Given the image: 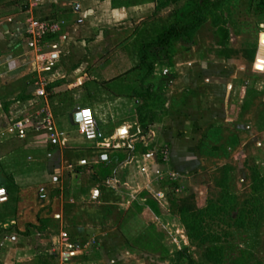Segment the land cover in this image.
I'll return each instance as SVG.
<instances>
[{"label": "crops", "instance_id": "crops-1", "mask_svg": "<svg viewBox=\"0 0 264 264\" xmlns=\"http://www.w3.org/2000/svg\"><path fill=\"white\" fill-rule=\"evenodd\" d=\"M192 1L28 0L29 6L0 21V188L8 195L0 202V246H9L3 242L9 232L17 247L34 232L53 240L65 230L75 239L93 238L106 246L123 239L120 225L132 203L141 204L139 192L154 187L151 173L158 163L156 147L164 142L162 132L171 138V161L181 156L185 167L201 163L202 155L195 148L183 151L180 146L188 138L190 144L193 133L181 137L178 130L191 126L192 131L207 122L201 142L205 144L216 126L227 128L218 117L234 120L226 112L227 98L216 91L218 85L189 70L195 62L202 66L211 62L201 53L198 60L191 53L203 24L192 42L172 41L170 58L157 59L143 84L144 68L115 78L131 67L130 52L141 48L143 38L172 23ZM32 16L64 21L62 29L46 35L38 49L28 46L24 33L25 21ZM178 48L186 54L180 62L174 56ZM117 51L123 57L113 60L110 54ZM255 65L264 67V33ZM39 82L45 83L46 97L35 94ZM149 84L152 97L143 109L137 92ZM242 98L243 94L244 102ZM44 105L54 118V137L37 115ZM83 108L93 111L101 123L95 140L85 139L78 130L74 114ZM26 117L31 122L19 135L12 126ZM185 119L191 124L185 126ZM144 125L147 136L142 133ZM237 125L232 133L236 139L259 122L251 117ZM116 153L126 154L125 160L111 176H99L98 169ZM126 254L141 259L136 251Z\"/></svg>", "mask_w": 264, "mask_h": 264}, {"label": "rangeland", "instance_id": "rangeland-1", "mask_svg": "<svg viewBox=\"0 0 264 264\" xmlns=\"http://www.w3.org/2000/svg\"><path fill=\"white\" fill-rule=\"evenodd\" d=\"M24 6H29L28 0H0V21L22 10ZM216 13L218 24L211 23L210 17L194 37L193 44L190 43L195 47L191 53L197 60L201 53L211 62L203 66L195 62L189 70L192 73L203 74L209 79V84L218 85L216 91H219L218 95H225L227 98L224 104L226 112L234 120L225 122L223 117H218L217 119L224 122L227 128L224 125L216 126V130L211 133L212 138H207L205 144L201 142L208 126L207 122L196 125L198 128L192 131L191 126L188 130L182 128L178 130L179 136L181 134L186 136L187 131L189 135L193 133L190 144L188 138L184 141L185 144L180 146L183 151H186L187 147L195 148L194 151L202 155L201 163L194 162L185 167L184 161L180 159L181 156L171 161V138H165L162 132L161 137L164 142L158 143L159 146L156 147L158 163L151 173L154 187L146 192H139L141 204L138 200L132 203L129 216L126 218L129 219L126 221L129 224L126 235L120 225L121 230H119L123 239L113 241L110 246L102 245L100 241L95 240L88 253L68 262L59 263L56 257L47 256V250L50 249L53 240L44 238L42 234L38 236L34 232L31 238H24L22 243L18 242L20 245L17 247L15 246L17 242L9 239V232L6 234L8 239L3 241L9 246H0V264H43L44 262L46 264H187L185 257L178 256L177 251L180 249H186L195 264H206L202 255L203 248L188 239L183 224L171 206L170 199L191 195L197 206H203L208 199L217 195L219 169L227 164L233 168L230 172V188L240 200H243L251 189L250 167L254 164L261 173H264V67L255 65L261 46V34L264 33V0H225L222 10H217ZM253 46L258 49L254 59L250 60L246 56L245 49H251ZM136 50H132L130 54L133 55ZM117 52L110 54L113 60L119 56L123 57L122 51ZM183 52L178 48V57L177 54L174 55L178 58L177 62L182 61L181 57H186ZM179 68L181 69L182 65H179ZM253 88L260 93L253 95L250 92ZM245 91L249 92V97L242 98L243 102L241 95H244ZM241 110L243 112H240ZM190 116L192 114L188 117ZM251 117L258 120L259 125L255 127L253 125L256 129H247L239 135L240 138L236 139L232 133H235L234 130L239 126L237 124L241 120L248 123ZM182 123L187 126L191 124V120L185 119ZM142 133L147 136L149 131L146 129ZM262 197L264 200V191ZM150 203L155 204L156 210L150 206ZM143 205L146 207L144 208ZM147 224L153 225L155 234L160 237L158 243L154 245L157 251L142 247L151 235ZM37 228L42 227L38 225ZM231 233L225 244L226 264H238L233 262L238 259L247 260L248 264L256 262L264 264V219L256 229L248 231L232 229ZM12 247L14 251L10 250ZM126 250L136 251L138 255L141 254V259L136 261L134 257L126 258Z\"/></svg>", "mask_w": 264, "mask_h": 264}, {"label": "trees", "instance_id": "trees-1", "mask_svg": "<svg viewBox=\"0 0 264 264\" xmlns=\"http://www.w3.org/2000/svg\"><path fill=\"white\" fill-rule=\"evenodd\" d=\"M225 0H193L184 11L178 13L173 22L163 26L156 35H147L143 38L141 48L137 49L133 54V62L131 67L124 72L115 75L121 76L124 73L135 69H145L142 81L154 72L157 59L170 58L173 51L171 48L172 41L181 40L184 42H192L194 34L198 31L210 17L211 23L217 25L219 19L216 11L222 10ZM146 41V42H145ZM248 59L253 60L256 49H245ZM124 67H121L123 69ZM152 85L142 86V92L137 96L143 99L141 107L147 108L148 98L152 97L150 88ZM253 95L260 93L259 90L253 88L250 90ZM249 92L245 91V99L249 97ZM146 95V98H145ZM145 115L142 111L138 113L139 121H145ZM147 129V125L143 126ZM126 154H114L109 161H105L102 167L98 169L97 174L104 178L111 176L115 167L119 162L124 161ZM233 170L231 165H223L219 169L217 185L219 191L214 198H210L203 206H197L193 200V196L182 198L172 197L170 199L171 206L183 224L188 239L203 248V260L206 264H226L225 244L232 235L231 230H253L256 229L264 219V200L262 193L264 191V173H261L256 165L250 167V193L243 200L233 192L229 185L230 172ZM138 206V205H137ZM151 207L155 204L150 203ZM129 213L126 214L121 224L123 233L127 234L129 224ZM148 231L151 235L148 237L144 245L145 249L157 251L154 247L158 243V237L153 225L147 224ZM39 229V228H38ZM178 256L185 257L187 264H195L193 259L187 254L186 249L177 251ZM48 257H51L47 254ZM238 264H248L247 260H234ZM43 264H46L45 262ZM260 264V263H253Z\"/></svg>", "mask_w": 264, "mask_h": 264}, {"label": "built area", "instance_id": "built-area-1", "mask_svg": "<svg viewBox=\"0 0 264 264\" xmlns=\"http://www.w3.org/2000/svg\"><path fill=\"white\" fill-rule=\"evenodd\" d=\"M64 25L61 19H42L37 17H29L24 24V33L28 37L27 44L31 49H38L43 42V39L48 34L59 32ZM35 94L40 97H46L45 83L39 82L35 90ZM81 119L78 121V130L80 134L87 140H95L98 137V122L93 113L88 108H83L79 111ZM37 115L40 117L42 126L49 132L50 137L56 135L54 118L47 105L41 106L38 109ZM30 117L16 121L12 129L16 130L17 134L23 135L30 124ZM8 195L5 189L0 188V202H5ZM95 239L79 240L73 238L69 232L60 231L57 238L53 239L51 247L47 250V254L51 257H56L59 263H65L75 257H79L88 253Z\"/></svg>", "mask_w": 264, "mask_h": 264}, {"label": "water", "instance_id": "water-1", "mask_svg": "<svg viewBox=\"0 0 264 264\" xmlns=\"http://www.w3.org/2000/svg\"><path fill=\"white\" fill-rule=\"evenodd\" d=\"M74 119L75 121H79L81 119V113L79 111L74 114Z\"/></svg>", "mask_w": 264, "mask_h": 264}]
</instances>
